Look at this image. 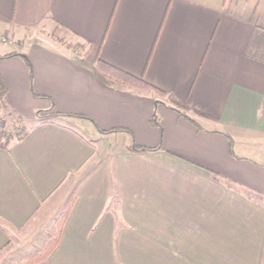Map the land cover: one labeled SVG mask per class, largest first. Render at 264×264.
I'll list each match as a JSON object with an SVG mask.
<instances>
[{
  "label": "crops",
  "instance_id": "obj_1",
  "mask_svg": "<svg viewBox=\"0 0 264 264\" xmlns=\"http://www.w3.org/2000/svg\"><path fill=\"white\" fill-rule=\"evenodd\" d=\"M0 36V264L70 205L38 264H264V0H0Z\"/></svg>",
  "mask_w": 264,
  "mask_h": 264
},
{
  "label": "trees",
  "instance_id": "obj_2",
  "mask_svg": "<svg viewBox=\"0 0 264 264\" xmlns=\"http://www.w3.org/2000/svg\"><path fill=\"white\" fill-rule=\"evenodd\" d=\"M11 55V54H10ZM8 55H6L7 57ZM30 68L31 65L29 64ZM98 70L100 73H102L104 76H106L109 79L115 80L119 83L129 85L137 90L140 91H155V92H161L158 88L153 86L152 84L148 83L144 77L133 75L127 71H124L106 61L99 60L98 62ZM0 111H4L2 113L0 118V147L3 148H9L11 144H13L16 141L22 140L25 138L28 133L30 132L31 126L29 123H27L26 119L22 117L21 115H14V111L8 106V104L5 101V95L7 92V86L3 79L0 77ZM7 113V116H6ZM179 113L182 116H187L184 113ZM14 116V117H11ZM65 116H71L67 114L62 113H49L47 115L42 116L41 111L37 112V117L42 122L52 121L57 118L65 117ZM189 117V116H187ZM190 118V117H189ZM9 121V122H8ZM151 124L155 127H158L162 130L161 123L159 116L157 115L156 111L154 112ZM120 130V129H118ZM232 150V148L230 147ZM130 150H153L151 148H145V147H139L135 144H132L130 147ZM251 196H257L256 194H253ZM258 197V196H257ZM261 199H263L261 197ZM71 205L68 207V209L61 214L57 221V226L54 230V232L48 237L44 245L41 247V249L37 250L34 253H31L28 255L22 262V264H38L44 260H46L52 252L55 250L57 245L59 244L63 227L66 222L67 216L70 212Z\"/></svg>",
  "mask_w": 264,
  "mask_h": 264
},
{
  "label": "rangeland",
  "instance_id": "obj_3",
  "mask_svg": "<svg viewBox=\"0 0 264 264\" xmlns=\"http://www.w3.org/2000/svg\"><path fill=\"white\" fill-rule=\"evenodd\" d=\"M38 32V31H37ZM35 34V33H34ZM47 36H51V38H53V40H64L62 37H60L59 36V34L56 32V31H54V30H52V29H50L49 30V32H48V35ZM5 38V40H3V37L2 36H0V49H6V46L8 45L5 41H7V38L6 37H4ZM1 113H4V111H1ZM17 113L16 112H14V115H16ZM6 116H7V113H6ZM11 117H14V116H11ZM27 121V123H30V121H28V120H26ZM9 122V121H8ZM25 252H28V249H25V250H23L22 252H20V253H18V254H14L15 256H14V259H10V260H7V261H5V264H18L19 263V261L21 260V256L22 255H24V253Z\"/></svg>",
  "mask_w": 264,
  "mask_h": 264
},
{
  "label": "built area",
  "instance_id": "obj_4",
  "mask_svg": "<svg viewBox=\"0 0 264 264\" xmlns=\"http://www.w3.org/2000/svg\"><path fill=\"white\" fill-rule=\"evenodd\" d=\"M5 40V38H3Z\"/></svg>",
  "mask_w": 264,
  "mask_h": 264
}]
</instances>
